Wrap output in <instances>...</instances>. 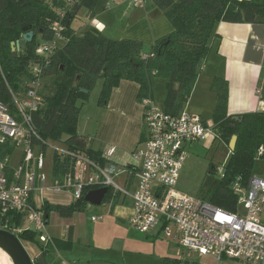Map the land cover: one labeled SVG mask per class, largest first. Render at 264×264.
<instances>
[{"label": "trees", "instance_id": "obj_1", "mask_svg": "<svg viewBox=\"0 0 264 264\" xmlns=\"http://www.w3.org/2000/svg\"><path fill=\"white\" fill-rule=\"evenodd\" d=\"M99 0H0V100L11 106L10 89L19 90L28 76L29 67L40 63L43 78H54L50 93L45 94V105L34 115V123L46 141L64 140L67 149L83 153L102 165L107 164L100 151L91 147L89 137L78 133L79 103L88 100L98 79L103 81L99 104L106 107L111 94L122 81L140 86L139 101L150 96L152 78L167 80V96L162 108L177 115L188 102L199 76V68L211 53V40L220 22L264 23V0H153L154 5L170 21L173 31L160 38L149 54L135 40H111L95 27H88L77 35L72 29L73 19L82 8H87L91 20ZM64 14V17H61ZM61 21L65 26L66 42L49 59L40 62L37 56L38 38H51V27ZM33 32L32 42L22 50H14L24 34ZM148 55L147 58L143 56ZM82 90H87L84 93ZM216 94L213 124L218 138L228 146L233 136L238 137L235 150L225 167V175L217 182H206L199 198L220 209L236 212L238 197L233 186L239 183L248 188L250 179L264 165V113H248L239 118L228 114V82L216 77L212 85ZM72 153V154H73ZM71 156L55 153L54 174L71 172ZM212 168L210 174H214ZM86 189L82 199L70 205H56L44 201L41 210L49 221L53 213L61 218H72L84 212ZM109 188L106 197L113 195ZM120 201L119 194L114 196ZM19 223V222H18ZM71 234V233H70ZM56 239L42 245L38 234L25 231L17 236L48 253L54 250H71L72 236ZM182 259L166 258L164 264H181ZM34 264H37L34 261ZM189 264V263H187Z\"/></svg>", "mask_w": 264, "mask_h": 264}, {"label": "built area", "instance_id": "obj_2", "mask_svg": "<svg viewBox=\"0 0 264 264\" xmlns=\"http://www.w3.org/2000/svg\"><path fill=\"white\" fill-rule=\"evenodd\" d=\"M124 1L144 9L148 0ZM94 27L103 30L100 23ZM65 30L61 21L53 23L51 38L37 47L40 62L49 59L66 42ZM29 72L19 90L10 89L11 106L0 100V229L15 235L36 232L38 241L46 245L50 237L42 206L34 203L37 192L68 194L77 201L86 189L107 187L132 204L133 215L128 222L137 233L152 236L158 230L152 237L173 241L188 254L212 256L217 264H264V174L254 175L246 189L239 183L233 186L238 197L236 212L176 189L189 154L187 147L217 139L214 126L184 110L169 114L148 96L141 101L147 138L131 154L129 163L114 164V146L103 155L105 165L66 147L55 153L71 156L73 168L65 175L55 176L54 160L53 172L46 160L51 143L42 139L34 123V115L45 105L41 64L30 65ZM263 151L262 148L260 155ZM133 168L137 170L138 184L129 192L128 174ZM121 176L126 178L123 184L116 181Z\"/></svg>", "mask_w": 264, "mask_h": 264}, {"label": "crops", "instance_id": "obj_3", "mask_svg": "<svg viewBox=\"0 0 264 264\" xmlns=\"http://www.w3.org/2000/svg\"><path fill=\"white\" fill-rule=\"evenodd\" d=\"M117 1L120 2L117 5L118 12L114 14V17L120 14L121 22L126 21L125 25L119 27V31L116 32L118 37L114 39L117 41L135 40L153 46L157 40L173 31L170 21L162 12H159L155 5V8H147L149 5L146 3L144 9H137L129 1ZM97 23H100L103 33L114 28V21L110 17L107 20H100L95 17L91 25L94 27ZM144 53L149 54L147 51ZM216 77L224 78L228 82L229 115L264 113V23L220 22L216 25L211 40L210 56L200 65L195 88L181 111L184 110L198 116L208 124V120L213 118L215 109L216 94L212 91V85ZM153 80L150 97L155 101L157 87L155 86L156 80ZM161 80V87L167 92V80ZM156 84L159 86L157 81ZM139 92L140 86L131 81H122L113 90L107 106L103 107V119L96 126L95 138L90 143L92 149L100 151L102 156L109 147H116L117 152L113 160L115 165L122 166L129 163L131 154L147 138L148 130L144 120V110L138 98ZM165 99L166 97L160 99L161 105ZM80 135L86 136L85 134ZM136 177L137 170L133 168L128 174L127 187L130 190L134 185L133 179ZM49 194L60 193L37 192L34 200L35 205L42 206L44 201L56 205H70L73 202L72 197L68 194H66L70 200L68 203L57 202V200L51 201L47 198ZM123 201L125 202V200ZM50 219L47 225L50 224ZM93 221L96 220L93 218ZM69 234L74 241L71 250H54L46 253L34 245V250L30 254L31 257L37 264H128L126 254L131 251L127 246L116 249L112 247L96 249L85 244L84 248H81L84 252L77 256L74 252L76 244L87 238L84 236L86 233L82 231V226H78L76 223L70 225L67 232L49 234V242L56 239H67ZM152 236L144 235V237H151L153 240L160 239V237ZM177 253L179 251L176 248L169 247L161 264H164V260L168 257L176 259L179 256ZM113 255L122 259L125 258L126 261H116V257H112ZM213 260L216 259L212 256L196 255L193 260L184 259L181 264H208Z\"/></svg>", "mask_w": 264, "mask_h": 264}, {"label": "rangeland", "instance_id": "obj_4", "mask_svg": "<svg viewBox=\"0 0 264 264\" xmlns=\"http://www.w3.org/2000/svg\"><path fill=\"white\" fill-rule=\"evenodd\" d=\"M120 1L113 2L112 0H99L96 9L95 17L100 20H107L108 17L112 18L114 21L113 30H108L103 33V35L111 40H116L118 37L116 32L119 31V27L126 23V21L121 22L120 14L114 17V14L117 11V5ZM130 2V1H129ZM110 5L111 9L107 10V6ZM147 8H155L152 0L147 1ZM141 11V10H140ZM163 14V13H162ZM114 17V18H113ZM167 18V17H166ZM168 19V18H167ZM92 21L88 16L87 8H82L78 15L73 19L72 29L77 34L80 35L84 29L88 27H93ZM116 38V39H114ZM41 38H38V42H42ZM144 52H151L153 46L151 44L142 43ZM63 46V44H62ZM26 79V78H25ZM24 79V81H25ZM154 79V80H153ZM163 78L154 77L155 86L157 87V92L155 95V103L158 106L161 105V98L166 97L167 92L164 88L161 87ZM54 78H43V85L45 94L50 93L52 88V82ZM23 81V82H24ZM101 86L102 80L98 79L95 87L90 92L87 102H80V112L78 114V133L85 134L89 137V140L92 141L96 135V126L99 121H101L102 113L104 112L103 106L99 104L101 96ZM209 126H213V120H208ZM62 141L51 140V146L47 147L46 150V160L50 166V171L53 172L52 162L55 156V150H63L66 148L64 140ZM98 144V142H95ZM188 157L184 162L183 168L180 173L179 180L176 185V189L182 193L199 197L201 195V190L203 185L206 182H217L225 175V167L229 162L232 152L229 149V146L223 142L221 139L211 138L205 142H199L187 147ZM21 154V151H17V156ZM212 168H215L216 171L214 174H210ZM258 174H264V165L261 167ZM125 177L121 176L117 178V182H124ZM138 178L133 179V186L129 192L134 190L135 185L137 184ZM111 197H106L103 204L101 205H92L87 202V207L84 212H76L73 218H61L59 215L52 214L50 219V224L47 225L46 233L49 234L64 233L69 231L70 225L76 223L78 226H82V231H85V237L87 239L81 240V243L76 244L74 252L76 255H81L84 245L88 244L96 249L101 248H121L123 246L129 247L130 253L126 254V260L128 264H161L162 259L165 257L166 253L169 250V247L176 248L179 253L177 258L185 260H193L196 258L195 253L188 254L183 248H180L175 242L164 239L153 240L150 238L144 237V235L137 233L132 229V226L129 224L128 220L133 215L132 204H129L130 201H123V197L120 201L117 202L114 197L115 194ZM49 200H57V202L68 203L70 202L69 197L66 194H49L47 196ZM129 201V202H128ZM94 220L96 221H93ZM262 222L264 224V214L262 215ZM158 230L152 233L156 235ZM82 236V238H84ZM28 253L33 252L34 244L25 243L24 244ZM184 253V254H183ZM116 257V261L125 260V258ZM125 260V261H126ZM215 261V262H214ZM224 264H227L224 261ZM208 264H217L216 260L208 262Z\"/></svg>", "mask_w": 264, "mask_h": 264}, {"label": "water", "instance_id": "obj_5", "mask_svg": "<svg viewBox=\"0 0 264 264\" xmlns=\"http://www.w3.org/2000/svg\"><path fill=\"white\" fill-rule=\"evenodd\" d=\"M250 1V0H239ZM34 38L33 32H27L24 34L23 39L20 42L12 44L14 50H23L27 43L32 42ZM84 93H88L87 90H82ZM239 118V116H235ZM238 141L237 136H233L229 144V149L233 152L236 148ZM108 188L103 187L96 190H91L85 196V201L92 205H101L104 202L105 196L108 193ZM0 250L3 251L12 261L13 264H34V259L28 253L24 243L19 237L11 232L0 229Z\"/></svg>", "mask_w": 264, "mask_h": 264}, {"label": "bare ground", "instance_id": "obj_6", "mask_svg": "<svg viewBox=\"0 0 264 264\" xmlns=\"http://www.w3.org/2000/svg\"><path fill=\"white\" fill-rule=\"evenodd\" d=\"M0 264H13L11 259L1 250H0Z\"/></svg>", "mask_w": 264, "mask_h": 264}, {"label": "flooded vegetation", "instance_id": "obj_7", "mask_svg": "<svg viewBox=\"0 0 264 264\" xmlns=\"http://www.w3.org/2000/svg\"><path fill=\"white\" fill-rule=\"evenodd\" d=\"M184 260V259H183Z\"/></svg>", "mask_w": 264, "mask_h": 264}]
</instances>
